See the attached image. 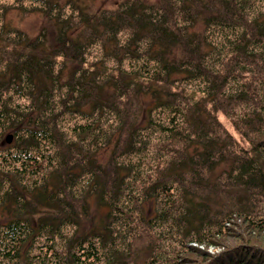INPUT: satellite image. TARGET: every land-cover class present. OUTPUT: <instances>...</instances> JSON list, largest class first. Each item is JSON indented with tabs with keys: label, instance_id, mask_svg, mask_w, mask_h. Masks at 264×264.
<instances>
[{
	"label": "trees",
	"instance_id": "trees-1",
	"mask_svg": "<svg viewBox=\"0 0 264 264\" xmlns=\"http://www.w3.org/2000/svg\"><path fill=\"white\" fill-rule=\"evenodd\" d=\"M24 1L0 3V264H264V0Z\"/></svg>",
	"mask_w": 264,
	"mask_h": 264
},
{
	"label": "rangeland",
	"instance_id": "rangeland-1",
	"mask_svg": "<svg viewBox=\"0 0 264 264\" xmlns=\"http://www.w3.org/2000/svg\"><path fill=\"white\" fill-rule=\"evenodd\" d=\"M29 1L30 0H25L24 3L26 4ZM63 1H65V0H63ZM72 1H74V0H72ZM77 1H78L77 4H79L80 6L76 5L75 6L76 8H78L79 10H82V11L85 8L86 13L95 14V13H98L100 11H104V10L106 11V10L114 9V8H116V6L119 2H123L124 0H77ZM146 1L149 4H155L157 9H160L161 6L163 7L165 5L163 3V1L161 2L159 0H146ZM0 3H2V4L4 3L6 5L18 6V4L14 2V0H0ZM160 3L162 5H159ZM19 10H21V9H18L17 7H13V8L8 10V12L5 16L8 24L13 25V26L21 29L22 31H24L25 33H27L31 37L35 36L38 33V31L40 30V28H47L49 30L48 38H49V40L51 39V37L53 35V26H52V23L50 21H48L45 18H43L42 16L36 15V14L23 16L22 13H24V12H22V11L20 12ZM30 13H40V12L34 11V12H30ZM121 35L124 36L123 33ZM98 51H99L98 45H94V46L88 48L87 52H86V56H85L86 61L88 63L95 61L97 58L96 55H97ZM126 62H128V61H125V64H126ZM110 64H111V62H110ZM194 85H197V82L193 83V86ZM217 115L220 118V120L224 123V125L226 126V129L233 136L237 137L238 134H236L233 131L234 128H233V126H231L229 119L220 113H218ZM157 141H158L157 139H154V140L152 139V140H150L151 143L150 144L146 143L145 146L155 148ZM12 142H13V136L11 133L7 132L4 135L3 144H5L6 146H9L12 144ZM1 153H4V155L6 154V152H1ZM139 158L144 159L145 157L140 156ZM10 161H11V159L8 157L5 160L0 159V189H1V191L7 189L8 181L6 180L5 175L6 174L11 175V172H10L11 169L9 168V162ZM18 172H20L19 166L17 168V173ZM27 175H28V172L23 170L20 179L24 185H28V184L24 183L27 180ZM8 191L9 192L12 191L11 187H9ZM25 195H26V198H28V195L27 194H25ZM4 206L8 208L10 206L9 202L7 201L6 205H4ZM41 210L43 211V209H41ZM152 212H153V210H152ZM148 215H149L148 218L153 216V214H148ZM5 216L9 217L10 215L8 212L2 214V208H0V219L1 220L4 219ZM99 217H100V211H97L93 214L92 220L96 221V220H98ZM151 224H153L152 220H151ZM86 226L87 225L84 224V227H86ZM179 228L181 230L183 229L182 227H179ZM156 230H158L159 235H162L163 233H165V234L169 233L167 231V224H163V226L156 228ZM144 244H146L145 241H143V240L138 241V246L142 247ZM141 247L138 250V257L139 256L142 257L146 252ZM140 260H141V258L138 259L136 264H142V262Z\"/></svg>",
	"mask_w": 264,
	"mask_h": 264
}]
</instances>
